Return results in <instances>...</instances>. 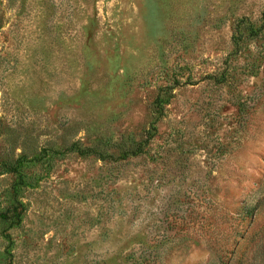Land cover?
I'll return each instance as SVG.
<instances>
[{
    "label": "rangeland",
    "instance_id": "rangeland-1",
    "mask_svg": "<svg viewBox=\"0 0 264 264\" xmlns=\"http://www.w3.org/2000/svg\"><path fill=\"white\" fill-rule=\"evenodd\" d=\"M0 264H264V0H0Z\"/></svg>",
    "mask_w": 264,
    "mask_h": 264
}]
</instances>
